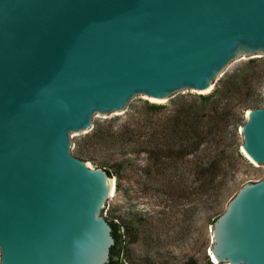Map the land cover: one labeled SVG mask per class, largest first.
<instances>
[{
	"label": "water",
	"instance_id": "water-1",
	"mask_svg": "<svg viewBox=\"0 0 264 264\" xmlns=\"http://www.w3.org/2000/svg\"><path fill=\"white\" fill-rule=\"evenodd\" d=\"M263 58L264 0H0V264H107L114 177L72 140L140 99L207 95ZM240 132L264 171V103ZM211 234L212 260L264 264V175Z\"/></svg>",
	"mask_w": 264,
	"mask_h": 264
},
{
	"label": "rangeland",
	"instance_id": "rangeland-1",
	"mask_svg": "<svg viewBox=\"0 0 264 264\" xmlns=\"http://www.w3.org/2000/svg\"><path fill=\"white\" fill-rule=\"evenodd\" d=\"M252 64L262 78L264 58ZM252 64L247 62L232 66L208 94L230 74ZM255 82L252 81L255 86L250 89H243L240 97L249 100L254 93H259L261 102L256 107H260L264 103V77L261 85ZM178 101L164 107L140 99L126 116L107 123L94 121L96 129L110 123L113 130H119L132 117H137L143 130L138 140H130L123 149L93 146L84 160L91 168H103L98 163L105 162L114 177L115 188L105 217L118 226L120 250L114 262L222 264L213 263L208 253L212 245V223L242 185L258 181L264 175V171H258L240 149V127L245 121L246 110L251 107L243 109L239 115L235 114L239 120L234 127L227 129V144H233L243 160L231 159L228 179L217 194L202 187L194 188L195 183L188 172L190 155L174 159L173 164H166L165 169H162L163 166L159 168L154 155L147 149L153 144L147 137L159 128L162 116L173 110ZM93 131L72 140L75 157L85 137Z\"/></svg>",
	"mask_w": 264,
	"mask_h": 264
},
{
	"label": "trees",
	"instance_id": "trees-1",
	"mask_svg": "<svg viewBox=\"0 0 264 264\" xmlns=\"http://www.w3.org/2000/svg\"><path fill=\"white\" fill-rule=\"evenodd\" d=\"M250 63L253 61L250 60ZM254 67V64L245 65L236 70L208 95L179 99L175 108L162 116L159 128L147 137L153 142L147 149L154 155L159 168L163 166L162 169H165L166 164H173L174 159L190 155L188 172L195 183L194 188L202 187L217 194L228 179L231 159L243 160L235 146L227 144V129L234 127L239 120L235 114L239 115L243 109L256 107L261 102L259 93H254L249 100L240 97L243 89L255 86L252 81L261 85L264 76L261 78ZM136 118L132 117L119 130H113L110 123L98 127L85 137L77 158H88V152L95 145L123 149L130 140H138L143 130ZM98 164L112 175L105 162ZM109 223L115 242L110 248L107 264H123L121 261L114 262L115 255L119 254L118 226L112 220Z\"/></svg>",
	"mask_w": 264,
	"mask_h": 264
},
{
	"label": "bare ground",
	"instance_id": "bare-ground-1",
	"mask_svg": "<svg viewBox=\"0 0 264 264\" xmlns=\"http://www.w3.org/2000/svg\"><path fill=\"white\" fill-rule=\"evenodd\" d=\"M111 182L112 183H114V179L113 180H111ZM114 192V191H113ZM212 257V256H211ZM211 261L213 262V263H218L217 261H215V260H212V258H211ZM126 264H130V263H126Z\"/></svg>",
	"mask_w": 264,
	"mask_h": 264
}]
</instances>
